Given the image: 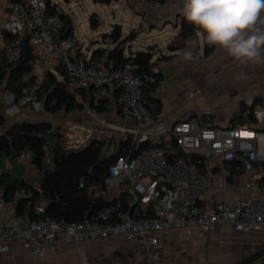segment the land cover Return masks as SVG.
<instances>
[{"label":"built area","instance_id":"built-area-1","mask_svg":"<svg viewBox=\"0 0 264 264\" xmlns=\"http://www.w3.org/2000/svg\"><path fill=\"white\" fill-rule=\"evenodd\" d=\"M168 1L150 0L156 8ZM62 15L59 4H48L46 0H9L6 20L0 28L9 37L4 47L5 62L19 63L27 40L33 55L28 60L31 70L39 66L62 67L65 90L87 91L93 105L110 100L119 91V114L136 124L121 131V141L129 140L130 147L109 164L104 184L97 188L107 204L79 222L41 218L45 204L39 200L33 211L40 218L18 216L15 206L3 199L0 188V254L9 252L13 242H19L32 258L41 259L65 244L123 238L133 240L147 254L145 264H155L161 239L169 232L190 228L209 232L219 224H227L233 231L259 233L264 247V183L259 178L249 177L242 185V190L258 193L254 201L240 197L204 205L212 187V167L228 189L232 187L229 166L245 174L252 171L254 164L264 163V100L252 111L255 128L203 126L194 117L170 124L161 111L150 113L143 97L145 86L157 84L160 90L163 83L157 82L152 73H138L132 60L117 62L110 58L113 48L105 49L94 60L78 55L77 40L60 36ZM104 42L113 46L108 38ZM41 83L40 78H35L22 91L21 105L38 103ZM261 90L264 92V82ZM77 132L79 135L69 142L73 147L83 144L91 130L78 127ZM147 142L152 145L139 150ZM31 158L30 152H22L16 160ZM33 196L32 190L14 193L15 200Z\"/></svg>","mask_w":264,"mask_h":264},{"label":"crops","instance_id":"crops-1","mask_svg":"<svg viewBox=\"0 0 264 264\" xmlns=\"http://www.w3.org/2000/svg\"><path fill=\"white\" fill-rule=\"evenodd\" d=\"M8 1L0 0V28L6 20ZM114 3L120 14L128 20L126 26L115 24L121 27L122 37L134 33L133 40L124 44V57L135 51L156 50L152 53L151 63H155L153 70L158 71L163 87L160 90L156 88L150 95L159 101V111L164 113L168 123L175 124L194 117L203 126L256 127L252 111L264 100V92L261 90L264 82V62L241 64L224 50L214 46H211L209 53H205L206 42L198 31L187 38L179 36L183 0H169L157 8L153 7L150 0H118ZM62 16L69 18L72 26V19L64 11ZM108 25L111 32L115 25L112 26L111 22ZM73 33L72 27L70 37L74 38ZM108 34H101L87 44H78V55L94 60L98 55L95 51L114 48V45L104 42L103 38L108 37ZM140 34L145 36V44H138ZM8 40V35L0 32V60H4V47ZM126 49L128 54H125ZM83 50L84 55L81 54ZM186 52L192 53L190 60L184 58ZM60 69L63 68L55 66L48 69L39 66L31 70V75L34 79L43 80L45 73L50 71L63 82L66 75H62ZM6 92L3 83L0 89V105L5 124L0 127V135L6 134L12 126L20 122H49L54 128L62 126L70 132L65 136L69 144L74 136L79 135L78 127H85L83 124L86 121L75 112L63 115L56 113L51 117L44 109L40 110V103L34 105L32 110L29 106H24L23 111L20 99L17 105L14 103L13 94L7 92L8 95ZM119 94L117 91V95ZM75 97L77 101L84 103L78 94ZM117 97L110 99V110L113 114L110 123L121 133L123 129L135 126L136 122L119 114ZM51 118L53 120L49 121ZM71 125L76 128H69ZM51 146L47 148L44 161L45 168L49 170L52 169ZM1 176L23 181L35 189L39 188V172L36 166L31 161L19 162L12 159L4 152L0 153ZM209 177L212 187L206 193L204 205L215 201H232L240 197L254 201L258 193L244 191L242 185L249 177L259 178L264 183V168L256 163L251 172L234 175L229 181L232 187L228 189L223 187L222 178L216 168L212 167ZM39 202L44 203L42 199ZM11 203L16 208L15 200ZM262 248L264 247L261 246L259 233L233 231L227 224H219L209 232L199 228L174 230L162 237L157 249L159 260L155 264H236ZM146 260L147 254L133 240L123 238L65 244L55 251H49L41 259L32 258L19 242H13L9 252L0 254V264H145ZM250 264H264V258Z\"/></svg>","mask_w":264,"mask_h":264},{"label":"trees","instance_id":"trees-1","mask_svg":"<svg viewBox=\"0 0 264 264\" xmlns=\"http://www.w3.org/2000/svg\"><path fill=\"white\" fill-rule=\"evenodd\" d=\"M95 3L110 5L118 0H93ZM49 4V0H46ZM63 29L60 33L62 38L70 37L72 26L70 19L62 16ZM97 20L94 15L90 17V27L97 28ZM197 29L189 24L184 16L180 18L179 36L187 38L195 34ZM106 35H103V37ZM114 48L109 51V57L117 62L121 60H132L137 66L138 73H152L159 82L158 73H154L155 63H151L152 53L148 51H135L124 57V44L132 41L134 33L122 37L121 27L115 25L113 30L107 35ZM103 38V39H105ZM212 47L206 43L205 53H209ZM105 49L95 51L98 58ZM33 57L32 48L27 40L23 43L22 59L16 65H8L5 60H0V85L5 84V91L13 94L15 101L22 96V91L33 81L31 69L28 66V60ZM8 68V69H7ZM7 69V71H6ZM65 75L63 69L59 71ZM157 87V84L147 85L143 89V97L150 113L159 112V101L151 97L150 93ZM78 94L84 103L77 101L75 95ZM117 95V92L115 93ZM38 102H42L44 111L56 114L61 111L67 113L81 112L87 107L96 114H104L110 110V100L100 105H93L89 100V93L85 90H79L74 93L67 92L63 82L50 71L45 73L38 93ZM5 124L1 113L0 105V127ZM54 141V142H53ZM53 142V145L51 144ZM62 138H56V131L49 122H20L12 126L6 134L0 135V153L4 152L12 159L22 152H30L31 162L36 166L39 172V188L35 189L23 181L11 180L3 176L0 177V188L2 196L6 202L14 201V193L17 190H32L34 196L32 199H18L16 202V214L31 219L40 218L34 214L33 207L39 199L45 204V212L41 218H53L56 220H65L66 222H79L86 216H90L107 203L98 195L97 188L104 184L107 176V168L117 156L125 153L124 149L130 147L129 140H122L116 145V150L110 155L104 154V143L98 140L88 143L76 149L66 150L61 143ZM52 145V146H51ZM152 144L143 143L139 150H145ZM51 146L52 169L45 168V158L47 148ZM161 146V145H158ZM177 156V155H176ZM264 168V163L261 164ZM230 176L228 181L234 175L241 174L233 166H229ZM83 182V187L79 183Z\"/></svg>","mask_w":264,"mask_h":264},{"label":"clouds","instance_id":"clouds-1","mask_svg":"<svg viewBox=\"0 0 264 264\" xmlns=\"http://www.w3.org/2000/svg\"><path fill=\"white\" fill-rule=\"evenodd\" d=\"M182 15L209 46L241 64L264 62V0H183Z\"/></svg>","mask_w":264,"mask_h":264},{"label":"rangeland","instance_id":"rangeland-1","mask_svg":"<svg viewBox=\"0 0 264 264\" xmlns=\"http://www.w3.org/2000/svg\"><path fill=\"white\" fill-rule=\"evenodd\" d=\"M50 2L53 4H59L62 10L64 11V14L72 19V27L74 32L73 35L79 45H82L83 43L87 44L92 40L97 39V37H99L101 34L110 33L108 30V24L110 22L112 23V26H114L115 24H120L123 26L127 25L128 20L122 14H120V10L118 9L115 3H112L110 5H104L100 3H95L93 0H50ZM92 14L96 15V19L98 20V29L96 30H92L89 27L90 17ZM135 17L137 18V16ZM144 37V35L140 34L137 41L138 44H145ZM102 45L104 46V43ZM84 53L85 52L83 50L81 54L84 55ZM128 53L129 51L128 49H126L125 54ZM2 87L3 83L0 85V89ZM7 92L6 94H8ZM14 103L17 104V101H14ZM38 103H40V110H42L43 108L41 102ZM85 106V113L75 112L76 115H80L83 120L86 121L83 124V126H85L84 129L91 130L90 134L88 135V138L80 146H83L89 141L98 140L101 143H104V154L110 155L114 153L116 150L117 143H119L122 139V134L119 133V131L116 130L115 126L110 123V120L112 119L113 115L111 113L112 110H109V112L104 114H96L87 107V104H85ZM29 107L31 110L33 109V106ZM22 109L24 111V106L21 107V110ZM47 114L51 115V117H54V114ZM58 114L63 115L67 114V112L61 111ZM52 120V118L49 119V121ZM72 127H74V125H71L69 128ZM54 129L56 131V138H62L61 143L64 145L66 150L76 149L80 147L79 145L77 147H73L72 145L66 142L67 140H65V136L66 134L69 135L70 132L63 129L62 126ZM67 139L69 138L67 137Z\"/></svg>","mask_w":264,"mask_h":264},{"label":"water","instance_id":"water-1","mask_svg":"<svg viewBox=\"0 0 264 264\" xmlns=\"http://www.w3.org/2000/svg\"><path fill=\"white\" fill-rule=\"evenodd\" d=\"M261 258H264V248L259 249L258 251H256V253H253L252 255L242 259L236 264H250Z\"/></svg>","mask_w":264,"mask_h":264}]
</instances>
